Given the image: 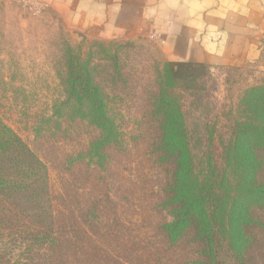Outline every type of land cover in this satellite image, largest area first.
I'll return each instance as SVG.
<instances>
[{
	"label": "rangeland",
	"instance_id": "obj_1",
	"mask_svg": "<svg viewBox=\"0 0 264 264\" xmlns=\"http://www.w3.org/2000/svg\"><path fill=\"white\" fill-rule=\"evenodd\" d=\"M168 61L153 39L78 28L70 13L40 0H0V118L44 164L31 190L0 194V264H65V242L59 247L39 238L45 226L33 215L38 187L44 188L47 210L44 202L41 208L52 218L55 236L79 202L102 199L119 218V231L132 237L124 260L136 264L144 246L158 248L147 264H200L189 235L168 250L158 229L171 219L162 193L171 162L159 157L154 144L163 116L150 112L153 101L168 86L189 123L207 121L219 131L229 123V111L241 117L242 94L263 84L264 74L253 66L205 64L191 68L186 79L167 81ZM84 69L101 91L97 98L69 95L70 75ZM189 78L192 88L185 90ZM95 99L107 105L116 132L97 154L90 152L102 135L90 116ZM257 212L250 263L264 264V209ZM101 244L104 254L118 251L105 239Z\"/></svg>",
	"mask_w": 264,
	"mask_h": 264
},
{
	"label": "trees",
	"instance_id": "obj_2",
	"mask_svg": "<svg viewBox=\"0 0 264 264\" xmlns=\"http://www.w3.org/2000/svg\"><path fill=\"white\" fill-rule=\"evenodd\" d=\"M166 65L167 81H176L188 78L194 66L205 64L168 61ZM91 78L85 69L71 74L69 95L100 96L101 91L92 85ZM167 88L161 89L150 110L163 116L154 128V144L159 157L171 162L162 188L171 219L158 226L165 233L167 249L189 235V241L198 246L200 264H251L249 254L254 240L250 232L257 222V209H264V175H260L264 168V83L244 91L239 102L241 117L234 119L229 111V123L222 124L219 131L216 124L207 121L189 123L179 98ZM191 88L189 78L183 89ZM90 111L93 123L102 133L90 151L97 154V146L116 135L115 123L102 99H95ZM42 166L37 155L0 118V194L28 192L33 181L43 177ZM43 189L38 187L33 213L37 224L45 226L39 238L51 239L59 247L65 242V264L129 263L123 257L132 237L119 231V218L112 216L115 211L110 203L102 199L79 202L65 220L64 232L57 230L55 236L53 220L41 208ZM46 206L44 202L47 210ZM104 239L118 251L104 254ZM138 249L136 264H147L154 258L153 251L158 252L157 247ZM158 259L156 262H160Z\"/></svg>",
	"mask_w": 264,
	"mask_h": 264
},
{
	"label": "crops",
	"instance_id": "obj_3",
	"mask_svg": "<svg viewBox=\"0 0 264 264\" xmlns=\"http://www.w3.org/2000/svg\"><path fill=\"white\" fill-rule=\"evenodd\" d=\"M74 26L140 37L164 58L253 66L264 74V0H40Z\"/></svg>",
	"mask_w": 264,
	"mask_h": 264
}]
</instances>
